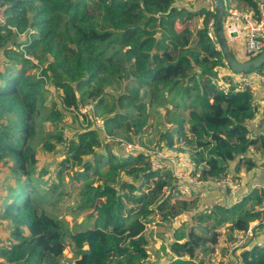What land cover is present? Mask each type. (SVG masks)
I'll return each mask as SVG.
<instances>
[{"label":"trees","instance_id":"obj_1","mask_svg":"<svg viewBox=\"0 0 264 264\" xmlns=\"http://www.w3.org/2000/svg\"><path fill=\"white\" fill-rule=\"evenodd\" d=\"M223 1L257 10L253 0ZM205 2L0 0V171L8 170L13 182L0 195V225L10 242L0 239V264H145L148 227L186 217L185 233L170 243L179 256L172 264H208L225 252V232L232 240L260 218L262 187L232 207L199 211V194L184 197L171 173L154 171L142 152L118 148H152L145 137L151 113L162 107L177 127L175 134L164 130L158 144L175 148L184 140L203 181L239 178L258 166L250 149L264 153V133L249 134L256 120L264 128V105L254 104L249 90L224 91L227 65L216 31L208 34L217 14ZM114 64L123 75L108 71ZM112 83L117 94L107 91ZM50 91L57 97L49 98ZM86 104L94 105L102 130L84 129L70 112ZM67 129L76 133L65 145ZM39 147L60 157L54 172L39 166ZM207 164L217 166L208 171ZM70 182L82 184L73 212L93 222L86 230L71 232L48 211ZM68 248L71 262L64 261ZM235 256L239 264H264V245L252 242Z\"/></svg>","mask_w":264,"mask_h":264},{"label":"built area","instance_id":"obj_2","mask_svg":"<svg viewBox=\"0 0 264 264\" xmlns=\"http://www.w3.org/2000/svg\"><path fill=\"white\" fill-rule=\"evenodd\" d=\"M204 1H210L211 8L213 10L215 9L212 0H184L187 4L190 2ZM253 2L257 4V10L255 11H246L236 6H228L227 3L224 2L223 29L225 35L228 42L233 41L240 43V52L242 51L243 55L248 58H256L264 52V0H253ZM0 23H5V11L2 6H0ZM215 25V21L209 23L208 34L211 38H214L215 35ZM232 35H235V37H232ZM217 49L222 51L220 43L217 44ZM29 59L34 63L36 62L32 57H29ZM224 62L227 65L226 72L224 73L227 78V85H225L227 88L223 87L224 91H227L229 88H234L235 90H249L254 96H256L258 91H264V65L254 68L247 73H237L228 66L225 58ZM254 104H259L256 98ZM70 112L77 116V123L84 129H103V120L96 116L93 104L80 105L78 109L73 107L70 109ZM85 116L87 117L86 119ZM67 122L70 124L74 123L70 114L67 117ZM79 124L75 125L80 126ZM75 133L76 131H71V129L64 131L65 145ZM257 135L258 134L253 132L249 134V137L257 139ZM115 142L123 143L120 138H116ZM125 146L131 152H142L150 162L154 171L171 173L177 181V191L184 197H192L206 184V181L200 179L194 163L180 156L175 148H167L164 146L145 148L140 143H126ZM250 153L255 159H260L263 154L255 150L254 147L250 149ZM217 183L221 187L229 189L232 194L236 196L242 187V182L231 175L221 177ZM262 188L263 199L260 207L257 209V211L261 213L260 218L250 223L247 231L237 233L232 240L227 242L226 252L221 258L215 259L208 264H239L235 256L236 253L254 242L257 231L261 227L264 228V186ZM4 244L5 246H10L9 241H5ZM258 244L263 246L264 241ZM175 258H178V255H176ZM145 264H147V262Z\"/></svg>","mask_w":264,"mask_h":264},{"label":"rangeland","instance_id":"obj_3","mask_svg":"<svg viewBox=\"0 0 264 264\" xmlns=\"http://www.w3.org/2000/svg\"><path fill=\"white\" fill-rule=\"evenodd\" d=\"M199 22H201V19L196 20L195 25L193 23L192 27L193 28L199 27L200 26ZM229 47H230V50L232 51L233 56L236 59L243 60L246 57L245 55H243L242 51L241 52L238 51L241 47L240 43L230 41ZM108 71L117 75V76H121L124 74L125 70H124V67L114 64V65H110L108 67ZM222 75L224 76V74H222ZM221 78L222 77H220L219 84L223 83ZM107 91L112 93V94H117L118 88L115 84L112 83V84H110ZM57 95L58 94L56 92L50 91V94L48 96L50 98V97H57ZM169 108L171 110L172 107L170 106ZM158 111H159V113L158 112H152L151 113L152 127L149 130L150 132L147 134V137H145L146 140H148V139L152 140L151 141L152 148L164 145L163 143L158 144V139H159L161 133L164 132V130H166L167 128L172 129L173 127H177L173 123L171 124L169 122L168 123L166 122L165 119L167 117L164 116L165 110L162 107H160V109ZM187 115H188V113H187ZM45 126H46V128H48L49 123L47 122L45 124ZM189 127H190V125L186 124L187 135H190ZM259 129H262V130H259ZM259 129H258V131H261L262 133H264V128L261 126V124L259 126ZM255 130H256V128H255ZM172 132L175 134L176 129L175 128L172 129ZM175 137H176V139H178L177 134L175 135ZM40 142L41 141L38 140L39 145H40ZM117 144H119V143H117ZM175 148L179 152L180 156L188 159V155H189V153H191V148L185 144L184 140H181L180 143H178L175 146ZM38 150H39V160H40L39 166L50 168V170L52 172H54L55 163L57 160H59L60 157L47 154L40 147ZM121 153L122 154H128V153H131V151H129L127 149V147L124 145L121 148ZM216 166L217 165L213 166V165L207 164L205 166V169L208 171H211ZM7 171L8 170H6V169H3L2 171H0V189L2 190V192H0V195L2 193L4 194V190H5L6 186L8 187L9 185H11V183H13L12 180L9 178ZM68 179L69 178L67 177V179H65V182H67ZM81 186H82L81 183H71V182L68 183V185L65 189L67 194L56 205L55 208H52V207L48 208V211L52 215H54L56 217L64 218L69 223V229L71 232H76V231L86 230L88 228H91L92 223H93V222H89L88 219L86 218V216L73 212L74 208L77 206V204L79 202V193L81 191ZM182 219L178 220L179 222L175 221L174 223H171L172 225H175V228L179 227V230H178L179 235L185 233V231H186L185 230L186 227L184 225L187 223L186 222L187 218H182ZM165 225H167V224H165ZM167 227H170V226H165V227L159 228L157 225L156 226L150 225L148 227L146 233H145V235H146V237L150 243L149 249H151L152 254L154 255V257H153V255L151 256L152 262L150 264H162L160 260L162 258H165V256H166V255H164V253H162V251H161L162 249L160 250L161 251L160 254L157 253L158 251L156 250L157 249L156 244H158L160 242L164 244L165 243L164 238H166L167 235L171 234L170 232H167L168 231ZM182 231H183V233H181ZM262 236H264V233H260L257 237V240H260L262 238ZM168 237H173V236H167V238ZM0 239L2 241H9L8 240V231L5 229L4 226H1V225H0ZM66 242L67 243L70 242L69 237H67ZM73 258H74V255L71 252V248H68L65 251V260L64 261L65 262H71L73 260Z\"/></svg>","mask_w":264,"mask_h":264},{"label":"crops","instance_id":"obj_4","mask_svg":"<svg viewBox=\"0 0 264 264\" xmlns=\"http://www.w3.org/2000/svg\"><path fill=\"white\" fill-rule=\"evenodd\" d=\"M197 3L198 2H190L188 4L198 5ZM205 3L208 4V6L211 4L210 1H207ZM185 4H187V3H185ZM238 51H240V50H238ZM255 98L259 101L260 105H264V91L263 90L258 91ZM251 125H252L253 129L256 128V130L254 131L256 134L262 133L261 131H258L259 126H260V122L258 120L251 123ZM259 130H262V129H259ZM118 148L121 151V147H118ZM255 160L258 162V166L254 170L247 172L245 169H243L241 171V173L238 175V177H239L238 179L242 182V187H241L237 196L233 195L229 189H225V188L221 187L217 182L208 181V182H206L204 187L196 193V194H199V199H200V202L197 205V210H199V211L212 210L215 206H220V205L232 207L235 204L239 203V201L245 195H247L249 192H251L256 187H263L264 186V153L262 154L260 159H255ZM233 174L234 173H231V176H233ZM187 220H188V218H187ZM165 226H170V227H167V229H168L167 232H170L171 234L167 235V236H173L174 238L173 237L167 238V236H166V238H164L165 239L164 244L161 242L156 244V247H157L156 250L158 251L157 253L160 254V252L162 251V253H164V255H166L165 258H162L160 260L162 264H172L174 261L179 259V256H178V258H175L176 255H172L170 253V243L176 237L180 236L178 234L179 227L175 228V225H172V224H167V225H164L162 227H165ZM184 226L187 228L186 224ZM159 228H161V227H159ZM181 233H183V231ZM260 233H264V228L261 227L257 231V236H256L254 242L260 243V242L264 241V236H262V238L260 240H257V237ZM228 241H229L228 240V234L225 232L224 237L222 238V242H221L220 247L225 248ZM149 251H150V254L152 256L153 254H152L151 249H149ZM225 252H226V250H225ZM225 252L221 256H219L218 258H221L225 254ZM153 257H154V255H153ZM151 262H152V257H150V259L147 261V264H150Z\"/></svg>","mask_w":264,"mask_h":264},{"label":"water","instance_id":"obj_5","mask_svg":"<svg viewBox=\"0 0 264 264\" xmlns=\"http://www.w3.org/2000/svg\"><path fill=\"white\" fill-rule=\"evenodd\" d=\"M215 5V12L217 14V20L215 25V31L217 35V39L219 43L221 44L222 51L224 58L228 64V66L237 73H247L250 70H253L254 68L261 67L264 65V52H262L258 57L246 61V62H240L236 58H234L230 47L228 39L225 35L223 24H224V9L225 4L223 0H212ZM232 37H235V35H232Z\"/></svg>","mask_w":264,"mask_h":264}]
</instances>
